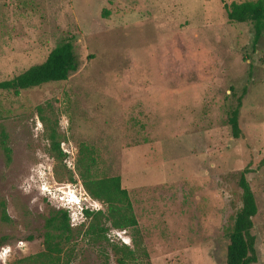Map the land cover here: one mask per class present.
<instances>
[{
    "label": "rangeland",
    "instance_id": "1",
    "mask_svg": "<svg viewBox=\"0 0 264 264\" xmlns=\"http://www.w3.org/2000/svg\"><path fill=\"white\" fill-rule=\"evenodd\" d=\"M243 1L254 0H0V82L67 40L77 63L64 82L0 91L11 150L6 163L0 148L10 219H0V249H10L0 264H43V223L60 209L73 227L58 264H103L104 255L116 264L110 245L132 248V235L147 255L135 264H225L244 169L257 207L255 264H264V34L252 51V24L229 23L223 9ZM238 98L234 139L227 119ZM50 130L74 163L85 145L95 178H120L136 230L103 219L107 241L84 237L82 210L106 205L85 192L76 168L51 158Z\"/></svg>",
    "mask_w": 264,
    "mask_h": 264
},
{
    "label": "trees",
    "instance_id": "2",
    "mask_svg": "<svg viewBox=\"0 0 264 264\" xmlns=\"http://www.w3.org/2000/svg\"><path fill=\"white\" fill-rule=\"evenodd\" d=\"M223 9L229 23L252 24L251 50L253 51L264 34V0L232 2L228 5L224 4ZM76 69L77 63L73 45L67 40L50 50L42 63L29 67L9 80L1 81L0 91H8L18 95L21 91L45 84L64 82L69 74ZM244 94L245 90L243 89L242 96ZM240 101L241 98H238L236 106L230 109L227 119L231 137L234 139H238L242 134L238 121ZM47 140L49 142L47 152L51 158L58 162H64L66 154L60 147L58 135L54 130H50ZM0 148L6 163H9L11 150L6 144L4 131L0 132ZM76 156L75 168L83 189L93 200L106 205L104 213L99 210H82L83 216L88 220L87 227L83 231L84 237L95 244H103L107 241L105 237L107 229L102 224L103 219H106L113 229L136 230L137 221L127 192L120 186V178L117 176L95 178L92 172L95 159L85 145L78 147ZM246 173L247 169H244L239 173L237 179V185L240 189V205L230 216L229 225L226 228L225 264H255L257 262L255 237L252 235L253 217L256 215L257 207L245 177ZM72 178L73 174L69 171L70 182H72ZM0 219L4 222L10 221L6 215L3 202L0 203ZM70 226L71 223H69V215L66 210L51 211L45 218L41 233L43 252L39 253V256L45 261L43 264H58L61 261L63 246L70 241L72 236ZM131 238L132 248L126 245H110L116 264H135L140 256H147L141 241L135 235H132ZM5 242L6 238L1 237L0 246ZM103 264H109L107 255L103 257Z\"/></svg>",
    "mask_w": 264,
    "mask_h": 264
},
{
    "label": "built area",
    "instance_id": "3",
    "mask_svg": "<svg viewBox=\"0 0 264 264\" xmlns=\"http://www.w3.org/2000/svg\"><path fill=\"white\" fill-rule=\"evenodd\" d=\"M63 152L66 154L65 160H64V164L66 165L67 169L72 171L74 173V168H75V151H72L71 149H64L62 148ZM72 226V225H71ZM73 227V226H72ZM10 250V249H9ZM8 250V251H9ZM8 251H5V248H1L0 249V261L2 263H5L6 261V255H8Z\"/></svg>",
    "mask_w": 264,
    "mask_h": 264
}]
</instances>
